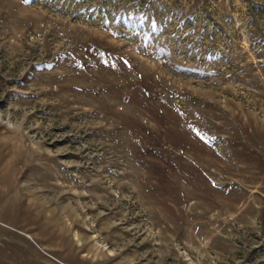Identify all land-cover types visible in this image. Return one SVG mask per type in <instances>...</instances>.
Masks as SVG:
<instances>
[{"label": "rangeland", "instance_id": "374dc122", "mask_svg": "<svg viewBox=\"0 0 264 264\" xmlns=\"http://www.w3.org/2000/svg\"><path fill=\"white\" fill-rule=\"evenodd\" d=\"M264 264V0H0V264Z\"/></svg>", "mask_w": 264, "mask_h": 264}, {"label": "built area", "instance_id": "2783aa9c", "mask_svg": "<svg viewBox=\"0 0 264 264\" xmlns=\"http://www.w3.org/2000/svg\"><path fill=\"white\" fill-rule=\"evenodd\" d=\"M43 253L49 257L51 260L55 261L56 263H59V264H67L66 262L58 259L57 257H55L53 254H51L50 252L46 251V250H42Z\"/></svg>", "mask_w": 264, "mask_h": 264}, {"label": "trees", "instance_id": "16d2710c", "mask_svg": "<svg viewBox=\"0 0 264 264\" xmlns=\"http://www.w3.org/2000/svg\"><path fill=\"white\" fill-rule=\"evenodd\" d=\"M32 1V0H31ZM33 1H35V0H33ZM84 1V0H83Z\"/></svg>", "mask_w": 264, "mask_h": 264}]
</instances>
